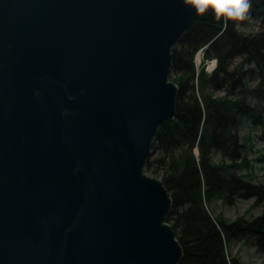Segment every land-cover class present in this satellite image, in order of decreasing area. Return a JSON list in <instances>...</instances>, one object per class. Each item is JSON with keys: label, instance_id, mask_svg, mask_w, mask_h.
<instances>
[{"label": "water", "instance_id": "water-1", "mask_svg": "<svg viewBox=\"0 0 264 264\" xmlns=\"http://www.w3.org/2000/svg\"><path fill=\"white\" fill-rule=\"evenodd\" d=\"M182 0H0V264H179L144 173L176 118Z\"/></svg>", "mask_w": 264, "mask_h": 264}, {"label": "trees", "instance_id": "trees-1", "mask_svg": "<svg viewBox=\"0 0 264 264\" xmlns=\"http://www.w3.org/2000/svg\"><path fill=\"white\" fill-rule=\"evenodd\" d=\"M250 2L249 18L261 25L259 32L242 33L231 22L215 21L209 11L197 16L172 50L176 118L159 127L145 169L156 176L162 171L157 177L172 197L167 221L184 250L179 264H246L229 255L233 241L264 253V213L228 221L210 210L214 201H264V181L237 173L249 164L242 127L264 143V0ZM202 49L203 62L217 60L211 73L196 66ZM205 89L224 95L213 97Z\"/></svg>", "mask_w": 264, "mask_h": 264}, {"label": "rangeland", "instance_id": "rangeland-1", "mask_svg": "<svg viewBox=\"0 0 264 264\" xmlns=\"http://www.w3.org/2000/svg\"><path fill=\"white\" fill-rule=\"evenodd\" d=\"M238 29L242 33L255 34L259 32L262 27L257 21L249 18L240 24ZM195 62L198 70L204 66V70L206 72H210L213 64H216L214 59L203 62V54L201 57H197ZM170 79L173 81L175 79V75L170 74ZM205 92L206 94L212 95L213 97H221L224 95L223 92L212 91L211 89H205ZM239 134L247 145L248 154L246 156V161L249 164H244V166L240 168L237 173L248 178L249 180L255 181L256 183L263 182L264 160L260 159H264V143L258 140L257 137L251 133L250 128L247 125L242 127ZM157 156L158 154L154 155V158ZM215 160L217 162L222 161L220 155H215ZM145 168L144 173L151 177L160 179L159 177L162 176V171L159 172V175H157L159 177H157L156 175H153L152 172H149V170L146 171ZM210 210L215 216L228 221H234L241 217L251 219L264 213V201L257 203L253 198L240 199L231 205L223 204L221 201H214L210 205ZM228 253L231 257L233 256L240 258L246 264H264V253L259 252L254 246L246 244L243 241L231 242V244L228 246Z\"/></svg>", "mask_w": 264, "mask_h": 264}, {"label": "clouds", "instance_id": "clouds-1", "mask_svg": "<svg viewBox=\"0 0 264 264\" xmlns=\"http://www.w3.org/2000/svg\"><path fill=\"white\" fill-rule=\"evenodd\" d=\"M185 7L203 16L209 11L217 22L227 25L229 22L240 26L249 19L250 0H182Z\"/></svg>", "mask_w": 264, "mask_h": 264}, {"label": "bare ground", "instance_id": "bare-ground-1", "mask_svg": "<svg viewBox=\"0 0 264 264\" xmlns=\"http://www.w3.org/2000/svg\"><path fill=\"white\" fill-rule=\"evenodd\" d=\"M203 51H204V49L200 50V51L197 53L196 58H197V57H198V58L201 57V56H202L201 53H202Z\"/></svg>", "mask_w": 264, "mask_h": 264}, {"label": "built area", "instance_id": "built-area-1", "mask_svg": "<svg viewBox=\"0 0 264 264\" xmlns=\"http://www.w3.org/2000/svg\"><path fill=\"white\" fill-rule=\"evenodd\" d=\"M214 65V64H213Z\"/></svg>", "mask_w": 264, "mask_h": 264}]
</instances>
